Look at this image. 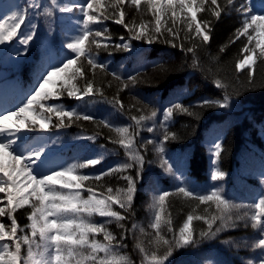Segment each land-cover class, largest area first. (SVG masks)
<instances>
[{"label":"snow or ice","instance_id":"obj_1","mask_svg":"<svg viewBox=\"0 0 264 264\" xmlns=\"http://www.w3.org/2000/svg\"><path fill=\"white\" fill-rule=\"evenodd\" d=\"M125 6L136 10L140 15L139 22L135 18L129 23L125 22ZM30 11L34 17L43 16L46 20H51L56 12L78 11L80 18L73 17L77 33L63 43L69 55L41 73L37 87L22 106L0 112V193L3 194L0 196V264H133L129 255L121 251L127 247L123 241L127 239L128 232H132L137 241L135 246L142 257L140 264H171L170 258L178 250L214 240L222 232L235 229L241 224L258 232L259 238L254 239L250 245L247 242L241 245L232 240L221 242L260 250L258 257L247 259L245 264H264V192L247 204L227 199L219 187L208 192H197L186 185L183 173L166 155V144L179 139L175 132L169 130L176 115H187L199 120L201 116L195 110L197 108H229L231 96L237 91L236 84L245 89L255 86V65L257 61L264 62V7L257 14L249 0L239 4L237 0H224L223 4L218 0H210V4L209 0H84L83 3L49 0L47 6L42 5L41 0H28L23 8L17 5L16 10L9 9L0 16L3 21L0 22V45L15 39L22 46L17 55H26L30 43L37 35L38 24L28 20ZM205 11L217 20L222 14L230 15L232 11L241 15V27L236 30L230 42L246 38L247 43L241 48L240 58L235 62V70L240 72L247 68V80L240 82L237 77L233 83L230 78L213 75L212 83L222 91V98H202L189 105L174 102L165 108L159 122L161 135L158 141H138L146 122H152L151 126L146 127L148 133L156 130L158 113L154 109L148 115L130 116L134 124L122 126L106 118L97 120L90 113L76 108L69 109L63 104L41 103L49 99H60L65 94L81 102L86 97L99 96L123 114L125 106L119 99V93L129 85L135 86L138 78L131 76L124 80L116 73H109L107 65L99 62L97 56L101 48L105 51L114 48L130 52L133 40H142L149 45L163 42L182 52L191 53L192 67L203 71L198 49L210 41L212 24L210 20L199 19L197 14ZM145 15H151L152 19L144 20ZM109 20L122 25L127 31V38L119 37L122 43H112V34L105 24ZM177 22L183 27H178ZM22 26L27 27L26 32L18 31L22 30ZM181 32L184 33L183 37ZM226 47L221 46L220 51H225ZM81 58L87 62V70ZM97 70L110 74L120 82L111 100L105 95L104 86L97 83ZM260 86L264 87V83ZM107 87H111L110 82ZM230 88L233 92L229 91ZM81 120L93 122L97 129L103 125L114 133V137L109 136L107 139L124 150L127 160L102 172L82 173L80 170L104 162V145H100V151L94 150V154L83 161L47 172L40 171L47 144H30L19 134L22 131L47 132L50 128H68ZM99 135L97 131L78 139L95 143ZM51 142L56 144L58 139ZM148 145H154L163 171L180 182L175 192L163 191L152 197L150 209L153 216L148 225L152 229L151 233L135 223L131 229L127 228L124 222L128 220V215L114 208L117 206L123 213H131L137 183L143 178L145 156L141 150L146 152ZM210 151L213 157L210 180L223 181L227 176L220 168L224 147L221 142H215ZM132 169H135V175L131 174ZM114 174H119L118 179L126 181L124 187L96 183ZM86 181L93 183L86 184ZM260 183L264 185V174ZM172 195H182L183 198L198 202L191 207L178 228H174L173 217L168 212V198ZM200 205L207 207L200 210ZM213 206L215 210L210 211ZM25 207L29 209L26 213L28 223L21 225L15 214ZM97 216L107 219L98 223L95 219ZM5 217L9 223L4 222ZM194 221H202L206 227H197ZM112 223L122 230L119 235L110 230L109 225ZM137 229L139 236H135ZM98 236H102V240ZM149 236L151 238L145 244L141 237Z\"/></svg>","mask_w":264,"mask_h":264},{"label":"trees","instance_id":"obj_2","mask_svg":"<svg viewBox=\"0 0 264 264\" xmlns=\"http://www.w3.org/2000/svg\"><path fill=\"white\" fill-rule=\"evenodd\" d=\"M28 0H19V6L23 8ZM84 2V0H83ZM107 2V0H105ZM221 4L224 0H218ZM238 3L244 0H237ZM42 5L47 6L49 0H41ZM252 9L257 14L264 7V0H249ZM210 4V1H209ZM208 5H206V8ZM127 13L125 22L129 23L133 18L139 22L140 15L133 7L125 6ZM75 18H80L79 12H74ZM62 13L56 12L51 20H46L43 16L36 18L30 11L28 20L38 24L37 35L28 47L27 54L17 55L22 46L14 39L11 43H6L0 53V82L10 81L23 88L26 97L17 105L11 104L10 110H15L22 106L33 90L37 87L41 73L45 72L50 65L58 64L66 55L68 50L63 47V43L77 33V28L67 26V22L61 18ZM199 19L210 20L212 24L211 38L207 44H203L198 49L200 63L203 71L192 67V54L182 52L179 48H173L163 42H155L151 45L142 44L139 41H131L132 51H117L114 48L108 51L101 48L97 59L108 67L109 73H116L127 80L131 76H137L138 82L135 86L129 87L119 93V99L125 106L124 113L121 114L114 109L110 103L104 102L99 96L86 97L83 102L74 98H68L65 94L60 99H49L41 101L46 105L63 104L67 108H76L78 111L87 112L97 120L109 119L116 125H130L134 121L130 116L148 115L151 110H156V130L153 133L146 131L147 126L152 122H146L145 128L141 129L138 141L148 139L159 140L161 130L159 122L162 119L163 110L174 102H181L185 105L192 104L199 99H221L223 93L212 83L213 75L230 78L233 83L238 77L240 82L247 80V72H236L235 62L240 58V50L245 42L241 37L235 43L230 41L234 34L241 27V15L235 11L231 14H222L217 20L210 12L198 13ZM145 20V17H143ZM112 34V43H122L120 36L128 37V33L122 25H117L111 20L105 22ZM183 27V25H177ZM92 27H100L93 25ZM22 32L27 31V27L22 26ZM181 32V37H183ZM91 39V37H90ZM225 51L221 52V46H225ZM187 46V45H186ZM94 48V46H93ZM95 51V48H94ZM111 52V55H109ZM213 57L218 59L213 60ZM85 69L89 67L87 62L81 58ZM255 86L245 89L236 84L237 91L233 92L230 99V107L226 109L210 108L195 109L200 112L201 118L195 120L187 115H176L169 125V130L175 132L179 139L169 141L166 144V155L174 163L179 172L183 173L186 185L197 192H208L213 188H221L224 196L235 203H251L261 192H264V185L260 183L264 174V62L257 61L255 65ZM91 74L89 73V76ZM97 83L104 86L105 95L111 100L116 95L120 82L112 78L110 74L100 73L97 70ZM111 87H107L108 83ZM83 83V81H79ZM31 90V91H30ZM119 106H117L118 108ZM140 109V111H137ZM56 122L55 116L52 117ZM95 143L78 139V137L93 135L96 132ZM30 144L43 145L46 156L40 166V171L47 172L48 165L60 160V168L67 164L83 161L87 157L100 151V145H104L105 160L95 167H88L80 170L84 174L102 172L104 169L125 162L127 160L124 150L116 144L109 142L107 137L115 136L103 125L97 129L91 121L81 120L74 122L71 127L63 129L50 128L47 132L22 131L19 134ZM58 139V143L52 144V140ZM215 142H221L224 147L220 168L227 173L223 181L213 182L210 180V173L213 168L212 154L210 149ZM145 156L143 178L137 183V191L131 213H123L117 206L114 208L128 215V220L124 222L127 228L131 229L133 223L143 227L146 232L151 233L148 227L151 222L153 212L150 209L152 197L163 191L175 192L179 186V181L166 174L159 166V158L154 151V145H148ZM56 162V161H55ZM47 164V165H46ZM55 164V163H54ZM135 175V169L131 170ZM119 174L105 177L97 184H109L113 187H124L126 181L118 179ZM86 184L93 183L86 181ZM59 187V185H57ZM87 195V193H84ZM197 201L190 198L172 195L168 198V212L173 217V226L178 228L191 211V207ZM206 205H200L202 210ZM214 206L210 211H214ZM27 207L20 209L15 214L21 225L28 223L26 213ZM5 223H9L7 218H3ZM96 221L103 222L107 218L95 217ZM197 227H206L202 221H194ZM110 230L119 235L122 231L116 227L115 223L109 225ZM137 229L135 236H139ZM102 240V236H98ZM151 237H141L147 244ZM259 238V233L251 227L241 226L222 232L216 239L204 241L197 247L178 250L172 258L171 264H245L247 259H255L260 255V250H252L250 247H236L223 244V240H232L243 245H249L254 239ZM127 245L121 251L131 258L133 264H140L141 254L136 248V239L132 232L127 233V239L123 241Z\"/></svg>","mask_w":264,"mask_h":264},{"label":"rangeland","instance_id":"obj_3","mask_svg":"<svg viewBox=\"0 0 264 264\" xmlns=\"http://www.w3.org/2000/svg\"><path fill=\"white\" fill-rule=\"evenodd\" d=\"M210 1V0H209ZM237 4H239L238 2H237ZM5 6H6V8L8 9V11H9V9H11V10H15V8H16V3H15V1H11V2H9L7 5H5V4H2L1 6H0V14H2V12H3V9L5 8ZM198 15V14H197ZM68 17H69V15H68ZM145 17V20H151L152 19V17H151V15H145L144 16ZM241 19H242V17H241ZM3 22V21H2ZM241 22H242V20H241ZM181 25L179 22H177V25ZM243 38V40H244V42L245 43H247V41H246V38L245 37H242ZM140 43H142V44H146V43H144L142 40L141 41H139ZM146 45H149V44H146ZM3 46L4 45H0V52H1V50L3 49ZM245 55H247V54H245ZM248 72V69L247 68H245L244 70H242L241 72ZM0 196H3V194L2 193H0ZM5 203H6V201H5Z\"/></svg>","mask_w":264,"mask_h":264}]
</instances>
